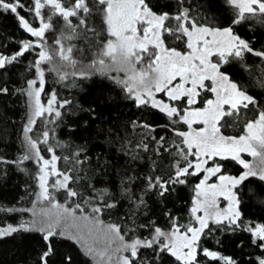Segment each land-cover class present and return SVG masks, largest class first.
I'll use <instances>...</instances> for the list:
<instances>
[{
    "label": "snow or ice",
    "instance_id": "obj_1",
    "mask_svg": "<svg viewBox=\"0 0 264 264\" xmlns=\"http://www.w3.org/2000/svg\"><path fill=\"white\" fill-rule=\"evenodd\" d=\"M7 13L27 37L0 42V97L27 112L0 181L36 187L31 207L0 204V241L32 238L25 264H264V0H0ZM48 74L78 91H46ZM93 76L107 95L82 99Z\"/></svg>",
    "mask_w": 264,
    "mask_h": 264
},
{
    "label": "trees",
    "instance_id": "obj_2",
    "mask_svg": "<svg viewBox=\"0 0 264 264\" xmlns=\"http://www.w3.org/2000/svg\"><path fill=\"white\" fill-rule=\"evenodd\" d=\"M254 29L257 38L264 43V27L254 25ZM245 32L248 35H252V32L247 29L242 30V34ZM0 37L4 38L0 42L6 43L9 46V50H14L16 43L20 39L26 38L27 34L18 27L15 17L7 13L0 14ZM32 58L31 55H28L25 64H21L16 69H13L11 77L12 87H21L26 76L27 78H31L30 74L25 73L23 69L26 67L27 61H30ZM254 71L259 74V68H254ZM47 79L46 91L55 88L62 97H70L78 91L77 89L65 88L54 83L53 74H48ZM77 83L82 85L87 94L82 95V99H100L102 96L107 95L106 86L109 82L99 76H93L89 80H77ZM25 101L26 98L20 94L0 97V152H5L9 159L15 158L22 150V129L27 112ZM154 119H156V122H164V117L159 114ZM229 132L233 133L234 130L229 129ZM57 135H63L59 129L57 130ZM99 143L104 148L109 147L104 140H101ZM100 150V148H94V152H99ZM26 166L30 171H35V166L31 162H27ZM25 184L29 185L32 190H35V182L29 176L11 169L8 177L0 181V204L7 207L13 205L16 207H31L29 201L33 197L27 194L28 190L25 188ZM184 196L185 199L189 198L191 191L186 189ZM58 198L62 200V196L59 194ZM252 213H256V210L252 209ZM256 215L259 216L261 214L256 213ZM8 222H15V218L9 219ZM208 243L211 244L212 241ZM33 244L34 240L32 238L21 240L12 237L0 241V264H25L26 257L33 251ZM234 251L236 250L230 244H226L225 254H232ZM28 264H31V262L28 261Z\"/></svg>",
    "mask_w": 264,
    "mask_h": 264
},
{
    "label": "rangeland",
    "instance_id": "obj_3",
    "mask_svg": "<svg viewBox=\"0 0 264 264\" xmlns=\"http://www.w3.org/2000/svg\"><path fill=\"white\" fill-rule=\"evenodd\" d=\"M70 70V69H69ZM41 99H42V102H44V103H46L47 102V96H43L42 95V97H41ZM37 123H38V126L39 127H44V123H43V121L42 120H38L37 121ZM38 134V133H37ZM246 159H251L250 157H245ZM58 198V197H57ZM59 199V198H58ZM62 201V200H61Z\"/></svg>",
    "mask_w": 264,
    "mask_h": 264
}]
</instances>
